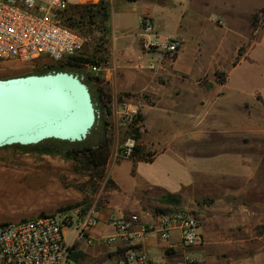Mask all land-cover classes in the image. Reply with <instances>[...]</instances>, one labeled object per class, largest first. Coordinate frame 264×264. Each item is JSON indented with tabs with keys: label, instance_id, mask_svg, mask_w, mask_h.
<instances>
[{
	"label": "rangeland",
	"instance_id": "374dc122",
	"mask_svg": "<svg viewBox=\"0 0 264 264\" xmlns=\"http://www.w3.org/2000/svg\"><path fill=\"white\" fill-rule=\"evenodd\" d=\"M97 1L99 0H73L71 4L96 3ZM104 1L109 4L110 11L112 9V18L103 22V26L109 29L112 25L111 41L113 37L117 55L129 46L128 41L131 42L133 38L139 37L140 10L146 5L153 7L154 24L157 30L155 31L159 41H163L168 36L182 37L184 42L181 45L183 52L180 65L187 78L182 85L173 79L169 81L165 88L168 94L170 92L169 95L172 94L171 90L174 86H182L184 89L183 99L169 95L165 98L170 106H174L178 101L182 102V106L187 109L191 105L196 107L197 100L202 99L210 107L215 103L225 106V108L218 106L214 108L216 113H219L217 117L220 124L227 122L229 127L234 125L244 128L252 123L251 116L239 109L236 104L241 96H245V93L240 92L246 86L242 84L244 79L255 77L259 71L264 70V43L263 45L258 43L262 29L255 38L256 41L248 58L241 60L234 68L232 61L236 56L238 44L249 35L252 23L254 26L264 24V13L251 17L255 9L264 5V0H178L173 5H168V0H136L135 3L128 0ZM134 6L138 7L137 11H121L122 7L132 9ZM181 11L185 13L182 18ZM78 30L88 39L83 47L84 55L92 56L95 50L103 49L104 52L95 56L97 59L98 57L107 58L108 33L89 26ZM146 44L147 41L140 43L145 53H147L146 50L149 51ZM133 46L139 54L140 49L137 43ZM147 58L153 61L155 55L149 52L148 55L143 56V60ZM166 60L168 59L165 58L162 65ZM62 63L47 57H38L28 62L14 59L1 61L0 78L31 73L40 74L42 72L40 70L45 67L50 65L57 67ZM215 69L224 70L229 74V87L238 88V94L225 90L224 96L215 98V93L219 90L217 85L208 90L198 88L195 79L203 74L212 78ZM70 71L82 75L83 81L91 88L86 67H73ZM117 97L119 100L122 97L127 98L122 95ZM143 98H145L144 94ZM128 100L139 109L137 119L139 150L128 157L113 158L112 153L117 146L134 132L131 127L115 125L112 115H109L112 143L110 156L103 172L92 174L76 160L61 154H42L32 148L13 145L0 147V223L34 217L41 213L64 211L69 208L59 209L72 204H78L77 207L83 206V208L94 205L95 209L100 210L104 215L113 213L112 216H121L136 213L144 220L146 217L157 216L159 213L186 210L193 213L199 220L200 231L203 236L205 235L200 242L202 248L214 256L218 262L264 264V180L259 181V184L254 181L249 185L238 179L199 180L185 186L179 194L148 185L146 182L152 172L151 165L144 162H150L154 153L162 148L154 142L176 146L177 141H173V137L193 125L194 119L190 121L188 117H183L176 110L165 113L162 112V108H159L147 113L146 127L139 103L136 99ZM177 108L181 113V108ZM99 115L102 114L98 111V117ZM103 132L102 127L98 126L90 137L89 143L98 142ZM242 139L246 142L248 152H264L263 138ZM236 140V137L225 138L223 142L226 147L224 145L222 150L243 149L237 146L243 143ZM197 146H199L198 152H208V155L191 156L197 170L212 172L232 166L231 162L217 158L218 155L215 154L217 144L214 140L208 143L199 141ZM168 150L175 152L173 148ZM166 166L169 165L163 167ZM157 173L156 170L153 171V176ZM169 194L171 198H167ZM231 205L233 210L225 209ZM242 205L249 206L251 211L241 210ZM103 220V218L99 220L95 226L96 230L102 234L112 232V228L105 226ZM73 236V227H66L64 239L67 244L72 243ZM113 261L105 264H111ZM81 264L100 263L84 260Z\"/></svg>",
	"mask_w": 264,
	"mask_h": 264
},
{
	"label": "crops",
	"instance_id": "0c3cea01",
	"mask_svg": "<svg viewBox=\"0 0 264 264\" xmlns=\"http://www.w3.org/2000/svg\"><path fill=\"white\" fill-rule=\"evenodd\" d=\"M168 1V5H173L175 1L178 0ZM130 2L135 3L136 0H130ZM122 10L137 11L138 7L134 6L132 9L122 7L121 11ZM140 11L141 17L149 15L154 22L152 5H146ZM180 13L182 14V18L185 13H182V11ZM263 13L264 5L255 9L251 17ZM111 18L112 9L108 21ZM250 28L249 35L244 37L236 48V56L232 61L233 68L236 67L241 60H246L248 58L256 41L255 38L260 33L261 29L263 31H261L258 43L262 45L264 43V24L262 26H256L255 24L254 26L252 23ZM140 29L141 33L139 37L133 38L131 42L128 41L127 44H129V46H127L120 55H117L113 37L111 41L110 33L112 32V25L109 27V35L107 36L109 38L108 47L106 49L107 58L103 59L106 60L105 71L97 82L91 81L90 91L91 95L94 96L96 100L102 96L110 99V103H112L117 96L121 95L130 100L136 99L141 107L145 123L147 113L152 110H158L159 108H162V112L165 113L176 110L183 117H188V120L194 119L193 125L183 129L176 137H173V141H177L176 146L153 141L155 145H161L162 148L154 153V157L150 162H144L145 164L151 165L150 170L152 171L146 183L148 185L163 188L174 194H179L185 186L194 184L196 181L214 180L215 178L238 179L244 181L247 185L254 181L259 184V181L264 180V152H248L246 142H244L242 138L261 137L264 139V70L259 71L255 77H247L244 79L242 84L246 86L242 88L240 92L245 93V96H241V99L236 104L239 109L244 110L246 114L251 116L252 123L244 126V128L234 125L229 127L227 126V122L226 124L223 122H221V124L219 123V118L217 117L219 113H216L217 111L214 110L216 106L225 108L223 105L219 106L215 103L210 107V105L206 104L202 99L199 101L197 100L196 107L191 105L187 109L182 106V102L180 103L178 101L175 102L176 104L174 106L169 105L165 100L170 94V92L168 94V92L165 91L169 81L173 79L182 85V82L187 78V75L183 72L182 65H180L183 52L182 46L172 60H166L163 65H157L155 69H149L148 65L152 60H150V58H147L145 61L143 60V56L148 55L149 52L145 53V51H142L140 43L141 41L146 42L156 39L159 41V36L157 32L155 34H146L143 32L141 26ZM174 36L182 39L179 35ZM165 39H163V41ZM135 43H137V47L140 49L139 54L133 46ZM109 45H111V50H109ZM239 50L241 56L238 54ZM94 52L95 53H92V55L94 54L95 56L104 51L103 49H97ZM195 83L198 88L203 90L213 89V87L217 85L219 90L215 93V98L224 96L226 93L225 90H231L235 94L239 93L238 88L229 87V74L221 69H215L212 78L206 74L201 75L195 79ZM172 88V94L169 96H176L177 99H183V87L174 86ZM143 94L145 98H143ZM177 107L181 108V113ZM228 137H236V141L243 143V145L239 144L237 146L243 147V149L222 150L225 145L223 141ZM213 140L217 144V151L215 152V154L218 155L217 158L231 162L230 164H232V166L229 165L226 169H216L212 172L199 171L191 156L208 155V152L201 153L197 151L199 148L197 143L199 141H206V143H208ZM169 148H173L175 152H171L168 150ZM165 165L169 166L163 167ZM155 170L158 173L153 176V171ZM225 209L228 211L233 210V206H227ZM241 210L245 212L251 211L250 207L245 205L241 206ZM111 215H113V213H105V215L101 213V218L104 219L105 226H108L106 218ZM155 219L156 216L145 218L146 221H154ZM113 232L114 230L112 229V232L102 234V232L99 233L96 228L93 229L96 242L92 245H86L81 240H72V243L68 245L70 246V256L72 255L71 258L74 263L81 264L84 260H91L93 262L105 264L108 261L110 263L114 260L111 264H118L123 254V248L117 247L116 245H109L103 239V237ZM202 237L205 238V235L203 236L202 234ZM143 247L150 251L155 264H186L183 260L185 251L180 245V233L178 229H173L171 231L168 240L152 239L145 242ZM188 252L193 253L198 258V261L194 264H224L223 262H218L214 256L202 248V243L194 245L188 249Z\"/></svg>",
	"mask_w": 264,
	"mask_h": 264
},
{
	"label": "built area",
	"instance_id": "2783aa9c",
	"mask_svg": "<svg viewBox=\"0 0 264 264\" xmlns=\"http://www.w3.org/2000/svg\"><path fill=\"white\" fill-rule=\"evenodd\" d=\"M73 0H0V62L14 59L21 62L47 57L58 62L80 55L87 37L78 29L63 24L58 16ZM140 26L146 34H155L149 15L141 17ZM183 40L168 37L164 41L148 40L146 52L155 59L148 65L155 69L164 59L172 60ZM85 56V55H84ZM106 60L86 63L87 75L94 80L105 71ZM115 125L138 127V107L127 98L116 97L110 103ZM134 133L128 135L112 153L113 158L132 155L137 145ZM76 206L56 213L0 223V264H75L64 229L73 227V241L86 245L96 242L93 229L101 219L94 205ZM106 223L114 232L103 237L109 245L123 248L118 264H155L151 253L143 247L152 239L168 240L173 229L180 233L185 251L184 263L194 264L198 258L188 249L202 241L197 217L186 210L159 213L154 221H146L136 213L109 216Z\"/></svg>",
	"mask_w": 264,
	"mask_h": 264
},
{
	"label": "water",
	"instance_id": "95a60500",
	"mask_svg": "<svg viewBox=\"0 0 264 264\" xmlns=\"http://www.w3.org/2000/svg\"><path fill=\"white\" fill-rule=\"evenodd\" d=\"M97 117L82 75L53 70L0 78V147L82 141Z\"/></svg>",
	"mask_w": 264,
	"mask_h": 264
},
{
	"label": "trees",
	"instance_id": "16d2710c",
	"mask_svg": "<svg viewBox=\"0 0 264 264\" xmlns=\"http://www.w3.org/2000/svg\"><path fill=\"white\" fill-rule=\"evenodd\" d=\"M130 1V0H128ZM132 1V0H131ZM263 10V9H262ZM58 16L61 22L69 27L74 29L83 28L86 26L97 27L101 32L108 33V29L103 26V22L108 21L110 17L109 4L104 0H99L96 3H75L67 6L65 10L59 11ZM254 15V17H256ZM80 31V30H79ZM240 55V50L238 52ZM104 59V58H103ZM100 57L84 56L80 54L77 56L68 57L64 60L59 61L62 65L47 66L44 69L40 70V74L46 73L52 69L55 71L65 70L70 71L73 67H82L86 63H94L103 60ZM53 67V68H52ZM218 74V73H217ZM88 76V75H87ZM88 79L92 81V78L88 76ZM99 79L95 78L93 81L97 82ZM92 100L95 103L96 109L100 114L96 123L94 124L91 132L88 134L86 139L77 142H69L58 139H46L35 145H19L15 144L13 146L21 148H32L37 152L42 154H61L66 158L74 159L90 173L96 174L98 172L104 171V166L107 164V161L110 156V147L112 143V138L110 136L111 122L109 121V115L111 113L110 109V99L105 97H100L98 100L92 96ZM101 126L103 129L102 138L95 144H90L89 139L94 134L96 128ZM132 132H134V137L138 138V128L132 126ZM139 150L138 144L134 147L132 155L136 154ZM167 198H171V195H167ZM176 200V199H174ZM178 201V200H176ZM78 204L68 205L62 207L59 210L65 208H72V206H77ZM45 214V213H41ZM72 256V255H71ZM74 256V255H73Z\"/></svg>",
	"mask_w": 264,
	"mask_h": 264
}]
</instances>
